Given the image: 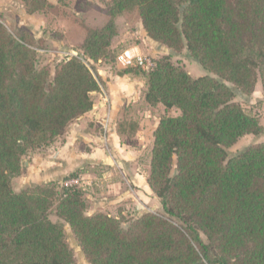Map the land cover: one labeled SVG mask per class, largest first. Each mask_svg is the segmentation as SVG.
<instances>
[{
    "label": "trees",
    "instance_id": "trees-1",
    "mask_svg": "<svg viewBox=\"0 0 264 264\" xmlns=\"http://www.w3.org/2000/svg\"><path fill=\"white\" fill-rule=\"evenodd\" d=\"M20 1L28 15L51 6ZM104 15L103 25L84 27L78 53L53 73L38 63L29 31L12 33L0 21V264H74L66 225L88 264H264V145L228 152L264 133L235 102L264 82V0H109ZM120 18H138L149 40L186 50L212 74L192 77L172 54L152 58L148 72L136 62L116 69L119 77L143 75L145 103L165 111L147 179L162 212L128 221L86 214L80 186H64L79 171L13 189L28 153L54 144L93 109L92 93L105 86L97 67L116 64ZM172 109L179 115H166Z\"/></svg>",
    "mask_w": 264,
    "mask_h": 264
},
{
    "label": "crops",
    "instance_id": "crops-1",
    "mask_svg": "<svg viewBox=\"0 0 264 264\" xmlns=\"http://www.w3.org/2000/svg\"><path fill=\"white\" fill-rule=\"evenodd\" d=\"M16 3L23 7L20 0H0V10ZM118 26L120 29V19ZM119 37H125L127 44L124 43L115 66L103 64L97 67V73L105 86L101 92L92 93L93 109L73 121L54 144L28 153L24 158V173L17 178L22 183L21 187L62 182L69 174L79 171L80 183L88 177L94 186L93 190H104L108 195L96 202L99 204L96 211L107 214L109 208L118 207L122 211V207L131 206L137 215L154 212L151 207L157 201L147 179L150 174L153 133L160 118L151 116L154 108L144 101L146 80L142 86H137L138 78L132 75L119 77L113 73L116 69L121 70L133 64L139 57L153 54L151 47L147 50L148 54L143 53V44L150 46L154 42L147 38L141 24L136 31L120 34ZM99 170L104 173L97 180L94 171ZM156 205L154 209L159 207V202Z\"/></svg>",
    "mask_w": 264,
    "mask_h": 264
},
{
    "label": "rangeland",
    "instance_id": "rangeland-1",
    "mask_svg": "<svg viewBox=\"0 0 264 264\" xmlns=\"http://www.w3.org/2000/svg\"><path fill=\"white\" fill-rule=\"evenodd\" d=\"M49 1L52 2L53 5L48 7L44 12L35 15V17L26 14L25 9L23 7L21 8L19 4H13L9 8L7 7L0 10V21L12 33L16 34L20 30L29 31L34 39L39 42L38 46L40 51L38 52L37 56L38 63L41 66H48L53 73L54 66L59 61L63 60L66 54L76 55L78 53V47L80 46L85 35V26H101L105 23L106 17L104 15V11L106 10V5L109 0ZM120 24L121 27L119 29V33L117 37L114 38L112 45L117 57L122 53V49L124 48L123 45L126 42L125 37H119L120 34L123 35L129 31H136L137 28H140L141 23L138 18H134L129 23H127L123 18H120ZM130 40L134 39L131 38ZM125 44H127V42ZM150 47L151 51L154 53L148 55V57L158 59L162 56L172 54V62L176 65L182 66L192 77L212 75L204 71L199 64L192 61L188 57L186 50H183L180 53H174L159 44L150 43V46H145L143 44V53H146ZM131 59L134 60V57ZM116 72V70L113 71V73ZM134 77L139 79V81L136 83L137 86H142L143 81L146 80L141 74ZM235 102L239 103L247 114L258 117L261 125L264 128V82H261L259 79L252 95L237 97ZM153 108L154 109L151 111V116L153 118L159 119L165 114L164 107L162 105H158ZM166 115L178 116L179 111L177 109H172L171 111L167 112ZM256 144L264 145V133L261 136L246 135L242 137L235 145L228 149V152L230 154H235L250 145ZM22 167L24 168V164H22ZM101 170L96 172L94 171V177L97 180L102 178L101 176L104 172H101ZM83 171L89 172L85 169ZM115 172L117 173V170H115ZM116 173H114V175ZM98 175L100 176L98 177ZM94 177L92 176V178ZM14 180L15 183H13V189L16 192L21 191L22 189L29 186L21 187L20 184L22 183H20L17 178ZM89 180L90 179L87 177L85 181H81L82 183H80L78 186H80L84 193V198L87 205L86 214L92 215L99 213V211H96V207L98 206L99 208V204H96V202L98 200H102L104 197H108V195L104 193V190L97 191L96 188L93 190L94 186L91 182H89ZM85 182H88V184H85ZM103 201L106 202L107 199ZM156 201L158 202L157 198ZM157 202L153 205L154 207L157 206ZM92 203L95 205L92 206ZM153 206L151 207V210H154V212H162L160 205L155 209ZM122 208V211L118 210V207L109 208V212L107 211V214H104L119 218L122 221H128L142 214L141 213L137 215L135 210H132L131 206H124ZM52 219L54 221L56 220L55 217H52ZM64 232L66 242L74 255V264H88L77 239L71 232L68 225L65 226Z\"/></svg>",
    "mask_w": 264,
    "mask_h": 264
},
{
    "label": "built area",
    "instance_id": "built-area-1",
    "mask_svg": "<svg viewBox=\"0 0 264 264\" xmlns=\"http://www.w3.org/2000/svg\"><path fill=\"white\" fill-rule=\"evenodd\" d=\"M69 56H72V55L66 54L65 57H69ZM136 63L139 64L141 69L146 72H148L154 67V61L152 60V58L148 56L137 58ZM79 184H80L79 179H71V180L66 181L64 183V186H74V185L78 186Z\"/></svg>",
    "mask_w": 264,
    "mask_h": 264
}]
</instances>
